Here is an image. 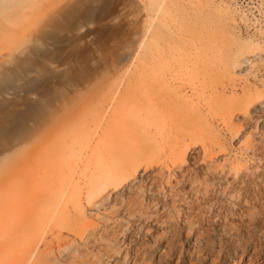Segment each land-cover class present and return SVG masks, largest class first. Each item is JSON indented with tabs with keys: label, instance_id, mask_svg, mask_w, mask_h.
Returning <instances> with one entry per match:
<instances>
[{
	"label": "rangeland",
	"instance_id": "374dc122",
	"mask_svg": "<svg viewBox=\"0 0 264 264\" xmlns=\"http://www.w3.org/2000/svg\"><path fill=\"white\" fill-rule=\"evenodd\" d=\"M0 264H264V0L0 2Z\"/></svg>",
	"mask_w": 264,
	"mask_h": 264
},
{
	"label": "bare ground",
	"instance_id": "6f19581e",
	"mask_svg": "<svg viewBox=\"0 0 264 264\" xmlns=\"http://www.w3.org/2000/svg\"><path fill=\"white\" fill-rule=\"evenodd\" d=\"M4 0H0V2H3ZM254 254V253H253Z\"/></svg>",
	"mask_w": 264,
	"mask_h": 264
}]
</instances>
